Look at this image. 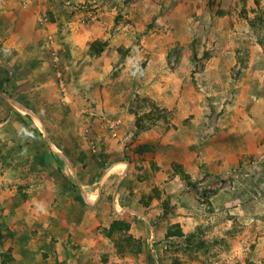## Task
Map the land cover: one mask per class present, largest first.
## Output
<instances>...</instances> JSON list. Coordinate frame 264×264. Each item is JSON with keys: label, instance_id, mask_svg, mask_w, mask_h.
Returning a JSON list of instances; mask_svg holds the SVG:
<instances>
[{"label": "rangeland", "instance_id": "obj_1", "mask_svg": "<svg viewBox=\"0 0 264 264\" xmlns=\"http://www.w3.org/2000/svg\"><path fill=\"white\" fill-rule=\"evenodd\" d=\"M3 121L0 264H264V0H0Z\"/></svg>", "mask_w": 264, "mask_h": 264}, {"label": "crops", "instance_id": "obj_2", "mask_svg": "<svg viewBox=\"0 0 264 264\" xmlns=\"http://www.w3.org/2000/svg\"><path fill=\"white\" fill-rule=\"evenodd\" d=\"M22 107L24 108L23 105H22ZM33 117H35V116H33ZM4 123H6V121H3L2 123H0V126L5 125ZM0 132H1V129H0ZM2 137L4 138L5 135H2ZM115 205H116V202H115ZM130 212L132 213V211H130ZM36 234L37 233L33 234V236ZM19 236L21 239L20 245H21L22 254H20V255H21L22 264H39V263L40 264L41 263L42 264H53L54 258H51L52 254L55 256L57 254H60V251L58 250L59 245L56 247L50 246L51 244L49 242V237H47L46 234L38 235V236L32 238L35 241L28 238V235L25 232L22 234V236L21 235H19ZM77 239H79V238H77ZM81 241L82 242L86 241L89 243L92 242V245H93V243L96 242L95 237L93 236L92 233H91V236L89 237V239L82 238ZM98 243H99V241H98ZM96 245H99V244H96ZM38 246H40V247L38 248ZM101 246H99V249L102 248ZM40 252H45L44 255H47V253H48V257L44 258V260H42L43 257H42V253H40ZM96 252H98V250H96ZM96 252H91V254L96 253ZM81 253H83V252H81ZM79 254L80 253L75 254V252H73L71 254L68 253L67 259H65L66 263H70V261L73 263V261L75 260V256L78 257V256H80ZM60 255L57 256V260L63 261L64 258H60ZM260 262L262 263L261 260H260ZM81 263H83V261H81Z\"/></svg>", "mask_w": 264, "mask_h": 264}, {"label": "trees", "instance_id": "obj_3", "mask_svg": "<svg viewBox=\"0 0 264 264\" xmlns=\"http://www.w3.org/2000/svg\"><path fill=\"white\" fill-rule=\"evenodd\" d=\"M186 176V175H185ZM188 177V176H187Z\"/></svg>", "mask_w": 264, "mask_h": 264}]
</instances>
